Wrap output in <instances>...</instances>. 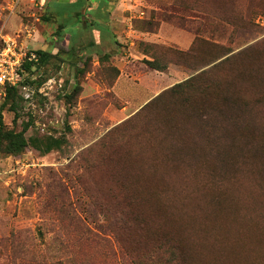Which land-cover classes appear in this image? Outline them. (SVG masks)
Returning <instances> with one entry per match:
<instances>
[{"label":"rangeland","instance_id":"374dc122","mask_svg":"<svg viewBox=\"0 0 264 264\" xmlns=\"http://www.w3.org/2000/svg\"><path fill=\"white\" fill-rule=\"evenodd\" d=\"M109 1L123 9L108 24L112 44L99 43L87 27L93 18L81 14L78 46L94 39L96 47L32 74L15 123L2 111L7 128L28 123V139L60 145L0 153V264H137L126 247L148 251L159 241L162 255L180 245L178 264H264V0ZM8 3L0 0L5 33L14 30V16L3 27ZM153 59L165 68L148 65ZM216 65L220 87L247 103L249 123L236 136L244 149L223 157L230 142L213 144L225 138L218 112L215 128L174 100L153 117L139 113ZM128 211L141 228L122 227Z\"/></svg>","mask_w":264,"mask_h":264},{"label":"trees","instance_id":"16d2710c","mask_svg":"<svg viewBox=\"0 0 264 264\" xmlns=\"http://www.w3.org/2000/svg\"><path fill=\"white\" fill-rule=\"evenodd\" d=\"M36 57L30 61H26L23 64L22 69V81L16 86L6 85L5 86V97L4 101L0 106V153L6 155H18L31 143L35 148L42 151L43 153L51 151L53 148L60 145L58 138L52 136H43L39 139L32 138L28 139L25 135L28 123H25L21 130L16 131L14 128H7L6 124L2 119V111L8 110L13 113V123L19 118V102L26 101L25 95L22 93V86L33 85L36 79H32V74L38 73L41 68L50 64L52 60L58 58V54H54L42 49L34 50ZM87 60V59H86ZM86 60L83 62V67L78 69L79 73L84 70V65ZM228 59L222 61L219 65L226 63ZM148 65L157 70H163L164 65H160L156 60H147ZM218 65L212 66L207 70H203L198 74L187 78L186 80L179 82L172 87L164 90L157 96H155L151 101H149L145 106L142 107L141 112L143 115H149L153 117L158 112V107L162 104L169 103L174 100L177 101L181 106L190 110V115L194 113L196 116L200 113L202 116V121H205L207 126L210 128H215V122H210V116L212 112H218L222 115V120L217 124L223 127L225 138H219L217 140V146H220L223 142L226 143L224 149L222 150L221 157L227 155L229 150L235 149V146L243 150L245 138L241 141L236 136H239L241 132L239 130L245 126L247 127L249 123L246 122L248 118L244 117V109L247 107V103L242 99L240 93L237 90H229L228 88H222L218 84L221 81V77H216L217 72L214 71ZM215 77V78H214ZM37 81V80H36ZM40 81V80H39ZM38 81V83H39ZM81 90L80 84H75L73 89L69 94L65 95L66 102L71 103L75 96ZM224 107V108H222ZM139 114V115H141ZM189 116V115H188ZM246 135H241L246 138H251L253 136L252 130H247ZM199 136H195V141H198ZM237 141L238 144L234 141ZM242 146H240V144ZM219 160L215 159L216 164H222V158ZM204 164L210 165V161L205 160ZM143 224L139 221L136 214L132 211H128L125 220L123 221L122 227L125 229H139ZM126 232V231H125ZM163 246L161 242L154 243L152 248L148 251L135 250L130 246H127L129 256L137 264H178L180 257L182 256V251L180 245L174 242L170 245V249L166 254L162 253ZM125 249V250H126Z\"/></svg>","mask_w":264,"mask_h":264},{"label":"crops","instance_id":"0c3cea01","mask_svg":"<svg viewBox=\"0 0 264 264\" xmlns=\"http://www.w3.org/2000/svg\"><path fill=\"white\" fill-rule=\"evenodd\" d=\"M122 10L120 5H114L109 0L108 2L105 0H36V2L24 0L18 6L17 12L5 16L3 27L11 16H14L11 24L14 30L6 33L14 34L21 24L32 23L34 34L27 40L30 49L33 51L42 49L58 54L61 60L75 62L83 57L82 50H88L89 46L96 47L97 41L112 44L114 38L108 24L112 25V16L116 14L121 16ZM81 14L90 15L93 18L87 27L98 32V40L95 43L94 39L88 42L83 41L81 44L83 48L78 46L79 36L82 33Z\"/></svg>","mask_w":264,"mask_h":264},{"label":"built area","instance_id":"2783aa9c","mask_svg":"<svg viewBox=\"0 0 264 264\" xmlns=\"http://www.w3.org/2000/svg\"><path fill=\"white\" fill-rule=\"evenodd\" d=\"M21 1L9 0L7 9L12 14ZM36 2V0H33ZM23 25V29L14 34L5 33L0 29V92H4L5 86H16L22 81L23 64L36 57L34 51L30 49L27 38L32 35L34 25ZM22 90L28 92L27 85L22 86ZM29 100L30 94L25 95Z\"/></svg>","mask_w":264,"mask_h":264}]
</instances>
